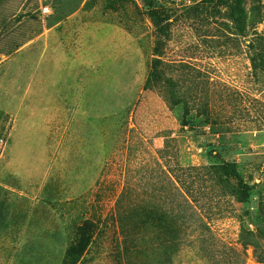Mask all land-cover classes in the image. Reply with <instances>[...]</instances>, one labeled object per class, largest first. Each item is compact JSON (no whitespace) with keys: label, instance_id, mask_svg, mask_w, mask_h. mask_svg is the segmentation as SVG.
Segmentation results:
<instances>
[{"label":"rangeland","instance_id":"1","mask_svg":"<svg viewBox=\"0 0 264 264\" xmlns=\"http://www.w3.org/2000/svg\"><path fill=\"white\" fill-rule=\"evenodd\" d=\"M223 2L0 0V264H62L87 219L100 229L82 264H120L122 192L154 198L173 172L190 183L212 248L239 247L242 206L220 199L203 168L211 152L236 162L251 212L264 202V0H245L242 24ZM159 41L168 76L215 111V126L194 115L183 128L182 110L145 90ZM259 242L246 264H264ZM210 263L198 243L177 262Z\"/></svg>","mask_w":264,"mask_h":264},{"label":"trees","instance_id":"2","mask_svg":"<svg viewBox=\"0 0 264 264\" xmlns=\"http://www.w3.org/2000/svg\"><path fill=\"white\" fill-rule=\"evenodd\" d=\"M244 2L245 0H224L221 5L227 7L228 18L242 24L246 15ZM160 16L159 12H153L159 33L166 35V20L163 21ZM163 47V42L156 43L154 50L157 57L152 60L145 90L157 89L171 107L180 108L183 128L190 126V119L194 115L197 118L202 116V125L215 126V111L210 110L208 105L196 108L192 106L185 94L181 93L178 82L168 76L173 65L164 61ZM252 62L254 63L255 59ZM203 169L205 175L213 182L212 191H215L216 186L220 199L230 195L242 206V212L238 215L240 248L226 244H220L217 249L212 248L214 238L211 228L199 214L197 199L188 186L190 183L183 181L180 173L173 172L171 186H157L154 190L157 195L155 194L154 198L150 196L145 200L135 201L132 196L136 190L130 185L122 192L116 206V220L121 237V244L118 245L115 256L117 263L177 264L186 245L194 246L198 243L203 258L209 260L210 264H246L248 248L259 250V241L264 239V229L261 227L264 226V202L255 212H251L252 188L244 183L238 164L211 152L208 165ZM188 170L191 176L197 169L191 167ZM99 229V224L94 220L83 221L77 228L75 241L68 248L62 264H82L86 261ZM219 251L220 257L217 256ZM261 262L264 263V260Z\"/></svg>","mask_w":264,"mask_h":264},{"label":"built area","instance_id":"3","mask_svg":"<svg viewBox=\"0 0 264 264\" xmlns=\"http://www.w3.org/2000/svg\"><path fill=\"white\" fill-rule=\"evenodd\" d=\"M44 14L46 13V11H43ZM6 147H7V142L5 140V138H0V160L3 158L4 153L6 151Z\"/></svg>","mask_w":264,"mask_h":264}]
</instances>
